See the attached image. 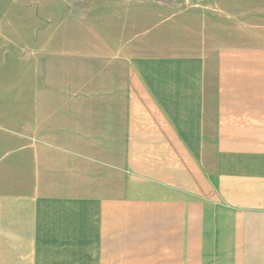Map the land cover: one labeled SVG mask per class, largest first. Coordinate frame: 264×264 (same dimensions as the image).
Returning <instances> with one entry per match:
<instances>
[{
    "label": "crops",
    "instance_id": "0c3cea01",
    "mask_svg": "<svg viewBox=\"0 0 264 264\" xmlns=\"http://www.w3.org/2000/svg\"><path fill=\"white\" fill-rule=\"evenodd\" d=\"M6 1L0 264H264V0Z\"/></svg>",
    "mask_w": 264,
    "mask_h": 264
},
{
    "label": "rangeland",
    "instance_id": "374dc122",
    "mask_svg": "<svg viewBox=\"0 0 264 264\" xmlns=\"http://www.w3.org/2000/svg\"><path fill=\"white\" fill-rule=\"evenodd\" d=\"M190 4L197 5V1L194 2L192 0H189ZM7 1L6 0H0V12L6 8ZM193 9V8H192ZM195 10L197 8H194ZM2 14V13H1ZM141 37H144V35H147V33L144 32L145 27H141ZM142 39V38H141ZM10 54H3L6 56L7 59L3 60L2 53H0V126L5 125V119L6 118H13V117H21L22 109L18 106H20L19 103L23 101L22 99V80H21V73L18 72V75H11L10 73L6 74L5 70L7 68H10L9 64L14 62L12 55L13 52ZM19 55L21 56V52L16 55V57ZM7 62V63H6ZM83 63L82 60H78V64ZM9 66V67H8ZM16 67V66H14ZM13 67V68H14Z\"/></svg>",
    "mask_w": 264,
    "mask_h": 264
}]
</instances>
